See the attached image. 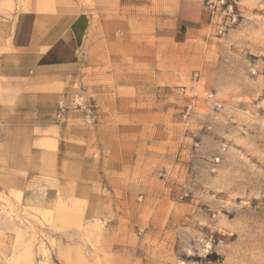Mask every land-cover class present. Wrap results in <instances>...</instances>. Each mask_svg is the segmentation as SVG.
I'll use <instances>...</instances> for the list:
<instances>
[{"label": "rangeland", "instance_id": "obj_1", "mask_svg": "<svg viewBox=\"0 0 264 264\" xmlns=\"http://www.w3.org/2000/svg\"><path fill=\"white\" fill-rule=\"evenodd\" d=\"M30 2L0 0V49ZM57 5L86 26L44 109L95 161L39 174L0 148V264H264V0Z\"/></svg>", "mask_w": 264, "mask_h": 264}, {"label": "crops", "instance_id": "obj_2", "mask_svg": "<svg viewBox=\"0 0 264 264\" xmlns=\"http://www.w3.org/2000/svg\"><path fill=\"white\" fill-rule=\"evenodd\" d=\"M53 1L54 9H41L40 1L32 0L28 7L33 11L3 19L6 37L0 49V76L14 93L0 97V148L5 150V163L21 171L30 163L39 168V174L64 175L65 167L82 165L83 175L91 173L86 164L95 161L88 152L93 144L85 137L72 138L67 129L51 123L52 113L44 109V103L56 97L60 71L76 64L86 20L59 11L57 0ZM197 20L206 22L203 10ZM34 128L39 136L31 135L29 141ZM41 138L56 142L51 148L42 146L37 144Z\"/></svg>", "mask_w": 264, "mask_h": 264}]
</instances>
